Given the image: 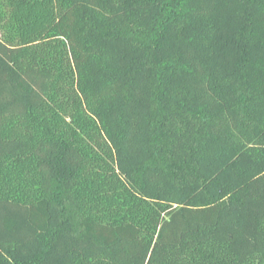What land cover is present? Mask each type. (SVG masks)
I'll list each match as a JSON object with an SVG mask.
<instances>
[{"label":"trees","instance_id":"16d2710c","mask_svg":"<svg viewBox=\"0 0 264 264\" xmlns=\"http://www.w3.org/2000/svg\"><path fill=\"white\" fill-rule=\"evenodd\" d=\"M0 264H264V0H0Z\"/></svg>","mask_w":264,"mask_h":264}]
</instances>
